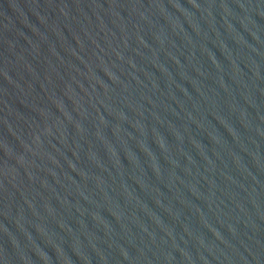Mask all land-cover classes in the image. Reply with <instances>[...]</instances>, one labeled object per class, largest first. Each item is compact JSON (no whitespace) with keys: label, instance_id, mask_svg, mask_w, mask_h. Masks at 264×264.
<instances>
[{"label":"water","instance_id":"95a60500","mask_svg":"<svg viewBox=\"0 0 264 264\" xmlns=\"http://www.w3.org/2000/svg\"><path fill=\"white\" fill-rule=\"evenodd\" d=\"M0 264H264V0H0Z\"/></svg>","mask_w":264,"mask_h":264}]
</instances>
